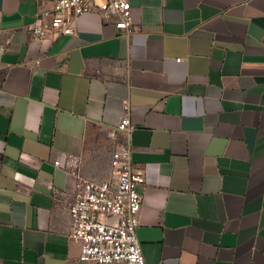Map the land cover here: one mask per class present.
Listing matches in <instances>:
<instances>
[{
    "label": "crops",
    "instance_id": "obj_1",
    "mask_svg": "<svg viewBox=\"0 0 264 264\" xmlns=\"http://www.w3.org/2000/svg\"><path fill=\"white\" fill-rule=\"evenodd\" d=\"M129 1L130 34L95 7L34 39L52 3L0 0V264H97L78 259L75 177L54 161L111 179L126 99L147 262L264 264V0Z\"/></svg>",
    "mask_w": 264,
    "mask_h": 264
},
{
    "label": "built area",
    "instance_id": "obj_2",
    "mask_svg": "<svg viewBox=\"0 0 264 264\" xmlns=\"http://www.w3.org/2000/svg\"><path fill=\"white\" fill-rule=\"evenodd\" d=\"M52 7L41 11L28 29L34 39L53 35H72L79 18L97 7L105 21L127 34L134 30V16L129 0H49ZM183 59L178 58L177 62ZM124 113L108 132L117 146L111 153L112 178L93 180L80 173L81 158L67 154L54 164L75 177L74 199L68 207L73 221L71 238L80 244L79 261L97 264L123 262L150 264L138 237L143 197L139 191L146 185L144 173L136 171L132 143L131 105L124 100Z\"/></svg>",
    "mask_w": 264,
    "mask_h": 264
}]
</instances>
